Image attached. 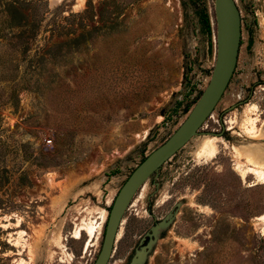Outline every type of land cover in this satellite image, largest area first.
Returning <instances> with one entry per match:
<instances>
[{"label":"rangeland","instance_id":"obj_1","mask_svg":"<svg viewBox=\"0 0 264 264\" xmlns=\"http://www.w3.org/2000/svg\"><path fill=\"white\" fill-rule=\"evenodd\" d=\"M237 2L239 61L212 115L243 138L200 129L135 196L109 264L178 204L147 264H264V0ZM214 35V0H0V264L95 262L121 187L206 88Z\"/></svg>","mask_w":264,"mask_h":264},{"label":"water","instance_id":"obj_2","mask_svg":"<svg viewBox=\"0 0 264 264\" xmlns=\"http://www.w3.org/2000/svg\"><path fill=\"white\" fill-rule=\"evenodd\" d=\"M215 64L201 96L179 128L135 168L118 192L104 227L100 252L93 264H109L119 233L135 196L164 164L200 135V129L221 102L237 69L243 40V19L237 0H214ZM180 204L142 238L129 264H147L162 234L175 222Z\"/></svg>","mask_w":264,"mask_h":264},{"label":"flooded vegetation","instance_id":"obj_3","mask_svg":"<svg viewBox=\"0 0 264 264\" xmlns=\"http://www.w3.org/2000/svg\"><path fill=\"white\" fill-rule=\"evenodd\" d=\"M243 103H244V100H239L237 102V104L234 106L233 110H236L238 108H241L242 105H243ZM215 111L217 113H222V112L225 111V109L224 108L221 109V108L216 107V110ZM227 115H228V113L220 117V119L222 121V124H221L220 120H218V125L220 126V129H217L215 127L216 126L215 125V122H216L215 121V116H213L211 118V119H213V121L211 122V124L210 125L208 124L206 126L204 125L202 127V129H203V131H205L206 129H210L211 132H209L210 133L209 136L221 138V139L226 140L228 142H232L233 144H238L239 142H241V141L238 140V138H243V135L241 133H245V132L242 131L238 126H236L237 122L235 123V125L232 128L227 127L226 125L230 122L229 120H227V118H228ZM231 129H233V130H231ZM235 129H237L238 131L235 130ZM199 136H202L201 132H200V135ZM246 138L249 139L247 136H246ZM160 172H161V170H160ZM160 172L158 173V175L156 177H153L152 178V181L154 182L153 184L155 185V188H158L160 186V184L156 182V180H158L160 178V176H161V173Z\"/></svg>","mask_w":264,"mask_h":264},{"label":"trees","instance_id":"obj_4","mask_svg":"<svg viewBox=\"0 0 264 264\" xmlns=\"http://www.w3.org/2000/svg\"><path fill=\"white\" fill-rule=\"evenodd\" d=\"M201 25L203 27V31L204 33L209 37L210 39V48L213 47V43H212V35H213V26H212V22H211V19L209 17V14L207 12L206 9H204L202 12H201ZM201 96V92L199 93V96L196 98V101H194L192 103L195 104L197 102V100L199 99V97ZM182 104L183 102H178L177 105L175 106V108L173 109L172 111V117L175 116L179 109L182 107ZM192 105H188L187 108H186V113H188L190 111V109L192 108ZM109 211H110V208H109Z\"/></svg>","mask_w":264,"mask_h":264},{"label":"bare ground","instance_id":"obj_5","mask_svg":"<svg viewBox=\"0 0 264 264\" xmlns=\"http://www.w3.org/2000/svg\"><path fill=\"white\" fill-rule=\"evenodd\" d=\"M212 143H213V142H211V147H210V148H209V147H208V149L206 148L207 151H211V149H212ZM213 145H214V144H213ZM208 146H209V145H208ZM215 146H216V145H215ZM214 149H215V148H213V150H214ZM258 151H260V150H258ZM258 151H256V152H257L258 154H260ZM254 154H255V153H254ZM261 154H262V153H261ZM262 155H263V154H262ZM262 155H261V156H262ZM254 173H255V171H254ZM254 173H253V174H254ZM254 175H255V174H254ZM262 179L264 180L263 177H262ZM123 224H124V223H123ZM122 226H123V225H122ZM121 231H122V229H121ZM121 231H120V233H119V238H120Z\"/></svg>","mask_w":264,"mask_h":264},{"label":"built area","instance_id":"obj_6","mask_svg":"<svg viewBox=\"0 0 264 264\" xmlns=\"http://www.w3.org/2000/svg\"><path fill=\"white\" fill-rule=\"evenodd\" d=\"M213 116H214V115H211L210 118L213 117ZM51 142H52V141H50L48 144H51Z\"/></svg>","mask_w":264,"mask_h":264}]
</instances>
